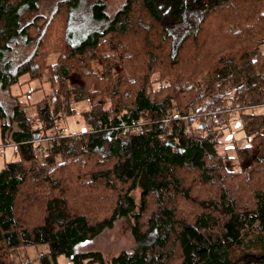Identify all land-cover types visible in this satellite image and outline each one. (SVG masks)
Listing matches in <instances>:
<instances>
[{"label":"trees","instance_id":"obj_1","mask_svg":"<svg viewBox=\"0 0 264 264\" xmlns=\"http://www.w3.org/2000/svg\"><path fill=\"white\" fill-rule=\"evenodd\" d=\"M40 1L0 0L1 86L47 75L52 91L30 105L16 97L19 161L0 170V264L37 245L47 253L18 264H264V0H125L111 18L109 0L86 12L60 0L23 25ZM192 12L195 29L175 39L171 28ZM19 38L34 48L14 66ZM95 63L109 70L99 76ZM82 98L86 123L105 130L56 142L57 122ZM234 123L245 139L231 171L217 148ZM46 134L55 139L44 157L31 141ZM119 220L129 221V250L107 261L75 252Z\"/></svg>","mask_w":264,"mask_h":264},{"label":"rangeland","instance_id":"obj_2","mask_svg":"<svg viewBox=\"0 0 264 264\" xmlns=\"http://www.w3.org/2000/svg\"><path fill=\"white\" fill-rule=\"evenodd\" d=\"M60 0H41L38 4V10L36 12H29L26 13L22 18V24L26 25L29 24L36 16H47L50 14L51 10L54 8L55 4ZM96 0H81L80 5V11H88L89 7L95 2ZM125 0H109L106 2V9L105 14L111 18L113 17L118 10L122 8L124 5ZM199 14L192 12L188 14L185 17V20L176 26H173L171 28V32L174 35L175 39L178 40L180 36L192 31L195 29L197 20H198ZM34 48V43H27L24 38H19L18 40H15L11 43V52L8 54V59L12 62V64L17 65L18 62L23 60L26 56L30 54V52ZM259 52H264V46L259 48ZM110 66V65H108ZM93 71L96 72L99 76L102 73H105L106 70H109V68L103 69V66L99 63H95L92 66ZM111 68V67H110ZM111 70V69H110ZM113 73L116 72V69L112 70ZM46 78L48 76L46 75L41 82H33L28 83L25 85H15L10 88L11 91H9L11 94L14 92L16 97L20 95L19 102H24L30 104H34L37 101L41 100L43 96L48 95L50 96L52 94L51 89L49 88L48 83L46 82ZM153 78H156V76H153ZM27 80V77L22 78L19 82L23 83ZM155 87V84H153ZM34 89H37V92L31 94L24 95L28 91H32ZM22 98V99H21ZM10 99V98H9ZM91 103V102H90ZM87 99L82 98L81 100H76L74 103L71 104V108L73 109L72 115L66 118L63 121L57 122V129L58 132L66 129L67 132L64 133V135H61V137H66L67 135L71 136H79L84 131H87L90 127L94 128V125H90L89 123H86L85 119L83 118V114L89 111L91 104ZM0 105L3 108L4 112H7L11 107L10 103L7 100V96L3 95L0 90ZM254 114H260V108L251 110ZM35 114L32 110H28V114ZM234 115V114H232ZM32 116V115H31ZM224 119V117H222ZM185 119V118H184ZM234 119V118H231ZM5 121V119H4ZM235 122V121H233ZM4 124V123H3ZM12 127V123H10ZM226 125V122H225ZM238 121L236 123V127L238 128ZM228 130L225 131L223 134L224 138L222 137L221 147L217 148L218 153L220 156H227L230 159L224 162L225 167L228 170H238L240 162L235 158V147L240 146L242 143V140L245 139L244 136H242V133L239 129H235V123L228 126ZM236 130L235 137H232L233 133ZM51 135V134H46ZM45 135V136H46ZM68 137V136H67ZM235 139V140H234ZM232 140V141H231ZM235 141V143H234ZM4 142V139L2 137V133L0 131V147L4 148V154L0 155V169L7 163L11 161H15L18 159V153L16 150V147L11 145L10 147L6 148L7 146L2 145ZM229 151V152H228ZM247 165L248 163L245 162ZM28 167V165H26ZM132 245V238L130 235L129 230V221L128 220H119L115 223L114 227L110 230H107L103 232L101 235L96 237L94 240L82 243L75 248L76 253L81 252H87V251H98L100 254L104 257V259L107 261L110 258L118 255L119 253L123 251L129 250V248ZM48 248L46 245H37L32 247H27L25 249H20L18 251H15V253L12 254V259L16 264L23 263L26 260H34L41 254L47 253ZM57 264H71L68 259L64 256H59L57 258Z\"/></svg>","mask_w":264,"mask_h":264},{"label":"built area","instance_id":"obj_3","mask_svg":"<svg viewBox=\"0 0 264 264\" xmlns=\"http://www.w3.org/2000/svg\"><path fill=\"white\" fill-rule=\"evenodd\" d=\"M211 119V122L216 126V128L218 130H222L225 128V120L222 118V117H218L216 115H211L210 117ZM89 129L85 132H95V131H103L105 130V128L103 127V125L101 123H98L96 127L92 128V127H88ZM141 129V123L140 122H137L136 124H134L132 127H131V131L133 132H137V131H140ZM67 130L64 129L60 132H58V135L56 136V142H58L60 139H66V138H69L70 135H67L66 137H64V133H66ZM61 135H64L63 137H61ZM54 137H52V135H46V136H43L41 137L40 139H37V140H32L31 143L33 144V146L35 147V150L39 153V154H43L44 157L47 156V149L49 147L52 146V143L54 141ZM4 154V148L3 147H0V155H3Z\"/></svg>","mask_w":264,"mask_h":264},{"label":"crops","instance_id":"obj_4","mask_svg":"<svg viewBox=\"0 0 264 264\" xmlns=\"http://www.w3.org/2000/svg\"><path fill=\"white\" fill-rule=\"evenodd\" d=\"M0 90H1V93L3 95L7 96V100L9 101L10 107H11L7 112H4L3 108L0 105V131H1L2 137L4 139V142H3L2 145L7 146L6 148H8L11 145H13L14 147H16V150H17V146L12 142L13 134L17 131V126H16V124L13 121L14 109H15L16 104H17L16 103V95H15L14 92L11 94L9 92V91H11L10 89L9 90L8 89L7 90L4 89L1 86V84H0ZM4 119H5V121H4ZM10 123H12V127H11ZM17 153H18V151H17ZM17 161H19V154H18V159L17 160L11 161V162H9L7 164L15 163ZM5 165L0 170H2L5 167Z\"/></svg>","mask_w":264,"mask_h":264}]
</instances>
